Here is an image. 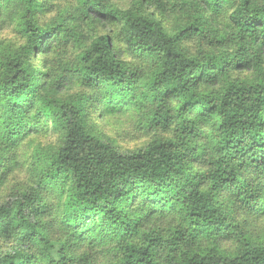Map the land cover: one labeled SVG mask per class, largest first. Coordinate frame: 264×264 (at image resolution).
<instances>
[{
  "label": "trees",
  "instance_id": "16d2710c",
  "mask_svg": "<svg viewBox=\"0 0 264 264\" xmlns=\"http://www.w3.org/2000/svg\"><path fill=\"white\" fill-rule=\"evenodd\" d=\"M76 2L42 21L47 0H0V29L17 36L0 43V143L16 149L47 123L58 139L36 146L28 184L0 203V264H97L91 250L107 247L111 264H264V243L240 238L231 257L189 244L224 233L223 189L264 208L251 187L264 176V0ZM165 15L182 24L167 30ZM94 105L144 112L153 139L120 152L88 124ZM10 161L0 155V181ZM168 216L184 221L166 236Z\"/></svg>",
  "mask_w": 264,
  "mask_h": 264
},
{
  "label": "rangeland",
  "instance_id": "374dc122",
  "mask_svg": "<svg viewBox=\"0 0 264 264\" xmlns=\"http://www.w3.org/2000/svg\"><path fill=\"white\" fill-rule=\"evenodd\" d=\"M50 4L48 12L41 16L42 21H48L56 17L59 12L66 11L77 5L76 0H47ZM136 0H112L120 8H128ZM147 10V9H146ZM150 11V10H149ZM148 11V12H149ZM162 21L165 28L171 31L175 26L182 24L172 15L158 16ZM224 16L218 18L215 23L209 19L213 27L217 30L224 28ZM212 28V27H211ZM88 34H84L86 36ZM16 34L12 27L3 25L0 29V43L7 41H15ZM182 47L190 57H198L206 52V45L201 44L196 37H190L182 41ZM31 57V52L29 53ZM74 55V51L70 50L68 58ZM30 64L38 65L39 62L30 58ZM54 66V65H53ZM38 68H41L40 66ZM47 72V70H45ZM49 73V71H48ZM52 75V74H51ZM233 78L252 79L254 74L250 72H231ZM80 90L78 85H74L72 90L68 93L64 92L63 95L74 94ZM132 111H125L123 113L107 114L101 117L95 105L89 108L88 124L92 125L97 134L111 140L120 152H129L138 150L150 142L155 132L146 129L143 125L145 123L144 112L142 113ZM48 124V131H43L37 136L31 135L23 139L20 146L16 149L8 150L0 143V155H3L7 160L14 158V162L9 163L10 171H4L6 175L0 181V203L4 202L8 195L17 188L24 187L28 184L30 162L33 160V152L36 146L57 145V134L50 128ZM206 141V140H205ZM15 154L14 157H12ZM16 160V162H15ZM9 162V161H8ZM3 170H0V174ZM1 177V175H0ZM253 173L246 172L241 178L246 183H250ZM251 185L252 189L257 190L264 197V176L258 175L255 182ZM49 193L44 194L48 196ZM236 194V195H235ZM218 204L223 210L225 217L224 233L213 239H209L207 235L195 233L196 238L189 242L190 247L196 250L206 251L212 245L215 246L219 252L226 256H234L238 251L240 238L255 243H264V208L256 210L247 207L237 197V192L234 189H223L217 195ZM183 219L179 216H168L162 225L163 232L167 236L172 230L178 231L182 225ZM187 233V231H186ZM217 235V234H215ZM113 248H100L98 251L92 249L97 264H111L113 262Z\"/></svg>",
  "mask_w": 264,
  "mask_h": 264
}]
</instances>
